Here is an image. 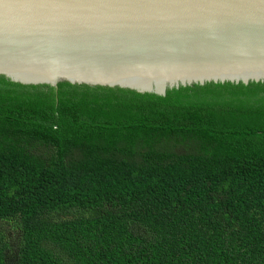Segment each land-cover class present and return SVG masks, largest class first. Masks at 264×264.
I'll return each mask as SVG.
<instances>
[{
  "label": "trees",
  "instance_id": "trees-1",
  "mask_svg": "<svg viewBox=\"0 0 264 264\" xmlns=\"http://www.w3.org/2000/svg\"><path fill=\"white\" fill-rule=\"evenodd\" d=\"M0 219V264H264V82L0 75Z\"/></svg>",
  "mask_w": 264,
  "mask_h": 264
},
{
  "label": "water",
  "instance_id": "water-1",
  "mask_svg": "<svg viewBox=\"0 0 264 264\" xmlns=\"http://www.w3.org/2000/svg\"><path fill=\"white\" fill-rule=\"evenodd\" d=\"M0 75L158 95L264 82V0H0Z\"/></svg>",
  "mask_w": 264,
  "mask_h": 264
},
{
  "label": "rangeland",
  "instance_id": "rangeland-1",
  "mask_svg": "<svg viewBox=\"0 0 264 264\" xmlns=\"http://www.w3.org/2000/svg\"><path fill=\"white\" fill-rule=\"evenodd\" d=\"M0 232L3 234L4 239L10 243L11 249L15 250L20 235L18 225L11 219H0Z\"/></svg>",
  "mask_w": 264,
  "mask_h": 264
}]
</instances>
